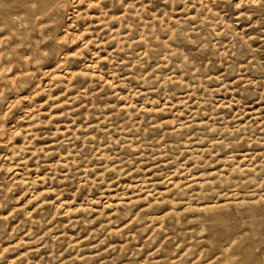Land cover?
<instances>
[{
  "label": "rangeland",
  "instance_id": "1",
  "mask_svg": "<svg viewBox=\"0 0 264 264\" xmlns=\"http://www.w3.org/2000/svg\"><path fill=\"white\" fill-rule=\"evenodd\" d=\"M0 264H264V0H0Z\"/></svg>",
  "mask_w": 264,
  "mask_h": 264
}]
</instances>
